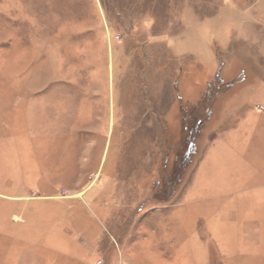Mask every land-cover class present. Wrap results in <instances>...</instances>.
<instances>
[{"label": "rangeland", "instance_id": "374dc122", "mask_svg": "<svg viewBox=\"0 0 264 264\" xmlns=\"http://www.w3.org/2000/svg\"><path fill=\"white\" fill-rule=\"evenodd\" d=\"M0 264H264V0H0Z\"/></svg>", "mask_w": 264, "mask_h": 264}]
</instances>
